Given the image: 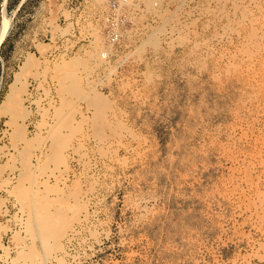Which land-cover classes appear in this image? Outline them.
<instances>
[{"label": "rangeland", "instance_id": "374dc122", "mask_svg": "<svg viewBox=\"0 0 264 264\" xmlns=\"http://www.w3.org/2000/svg\"><path fill=\"white\" fill-rule=\"evenodd\" d=\"M105 5L0 0V264H264V0H136L109 78Z\"/></svg>", "mask_w": 264, "mask_h": 264}, {"label": "built area", "instance_id": "2783aa9c", "mask_svg": "<svg viewBox=\"0 0 264 264\" xmlns=\"http://www.w3.org/2000/svg\"><path fill=\"white\" fill-rule=\"evenodd\" d=\"M135 4L136 0H133V4L128 3V0H106L105 7L100 12L93 15L95 21L98 22L100 27L99 32L103 37L104 47L108 49L110 48L105 55L107 58H110L113 54L111 52L112 47L116 45L120 46L124 36H126L129 30L135 26L134 13L136 12L135 10H137L136 8L134 9ZM79 6L80 2H78L75 8H78ZM87 30L89 29L87 28ZM66 35L74 36L75 33H69ZM80 36L82 38L81 40L89 41L92 34H90L89 31H85L82 35L80 34ZM59 47L66 51H70L74 45H68L67 48H64L63 45Z\"/></svg>", "mask_w": 264, "mask_h": 264}, {"label": "bare ground", "instance_id": "6f19581e", "mask_svg": "<svg viewBox=\"0 0 264 264\" xmlns=\"http://www.w3.org/2000/svg\"><path fill=\"white\" fill-rule=\"evenodd\" d=\"M128 3H131V4H133V0H128ZM67 29L68 28H64L63 30H62V32L63 31H65L64 33H66L67 32ZM95 30V29H94ZM100 30V29H99ZM95 31H97V32H94V36H93V41H92V43H93V45H92V47H93V50H91V49H89V50H87L86 51V53H92V63H91V68H92V70L94 69V72L93 73H95L96 72V66H98V65H100V64H102V63H106V68L108 69V73L106 74V77H108L109 76V74H112V73H115L114 71H115V69H116V65H112V64H108V61H109V58H107V56H105L106 55V53L109 51V49L108 48H106V47H104V44H103V37L98 33V30H95ZM4 35H5V32H0V42L3 40V38H4ZM154 39H156V38H154ZM156 42H157V39L155 40ZM155 41H153L152 40V42L154 43ZM154 44H156V43H154ZM62 58H66V57H64V56H62ZM61 58V59H62ZM124 60V59H123ZM64 62H65V60H63ZM72 61H74V60H72ZM75 61H77V60H75ZM67 62V61H66ZM122 62V61H121ZM63 63V62H62ZM71 63V62H70ZM75 62H73V64H74ZM77 63V62H76ZM79 63V62H78ZM64 64V63H63ZM70 65V64H69ZM68 65V66H69ZM66 66V65H65ZM105 68V69H106ZM64 70V69H63ZM91 70V71H92ZM92 74V73H91ZM89 75V79L90 80H93V75ZM96 75H97V73H96ZM95 75V76H96ZM19 76V75H18ZM17 76V77H18ZM98 76V75H97ZM16 77V78H17ZM109 78V77H108ZM20 79V78H19ZM18 83H20L19 82V80H15L13 83H11L12 85L9 87V90H8V93L6 94V97H5V105L6 104H11L12 103V101H14L15 102V99H14V94H15V91H17L16 90V88H17V84ZM88 84V83H87ZM74 89H76V91H79L80 93H81V95H82V97L83 98H88L89 99V101H92V103H94L95 105H99V106H101V109H102V105H104V103H103V100H102V98L98 95V94H96V95H93L94 96V98H92V100H91V97H88V95H87V93L85 94L84 92H82V88H81V86H77L76 88H74ZM93 89V88H92ZM94 94V93H93ZM16 98V97H15ZM14 99V100H13ZM87 101V100H86ZM9 107V105H6V108H8ZM10 107H12L11 105H10ZM10 107L8 108V109H10ZM15 109L17 108V106H15L14 107ZM12 109V108H11ZM14 109V110H15ZM74 109V108H73ZM17 111L19 110V109H16ZM13 111V110H12ZM17 113V112H16ZM16 113H15V116H16ZM19 113V112H18ZM17 113V114H18ZM19 115V114H18ZM78 144V143H77ZM75 147H76V145H75ZM69 165V164H68ZM70 168V167H69Z\"/></svg>", "mask_w": 264, "mask_h": 264}]
</instances>
